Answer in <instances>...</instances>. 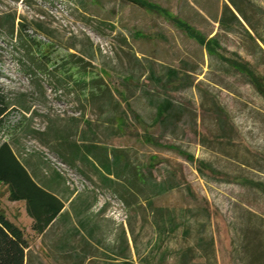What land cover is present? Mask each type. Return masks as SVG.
Masks as SVG:
<instances>
[{
	"label": "rangeland",
	"instance_id": "obj_1",
	"mask_svg": "<svg viewBox=\"0 0 264 264\" xmlns=\"http://www.w3.org/2000/svg\"><path fill=\"white\" fill-rule=\"evenodd\" d=\"M149 1L169 9L207 38L217 36L226 50L221 52L224 57L247 62L264 77V0H239L247 21L241 18L243 27H231V31L222 30L218 23L229 0ZM113 3V16L96 19L79 18L72 4V21L85 31L71 33L68 22L45 0H0V91L13 103L25 102L32 109L26 114L15 106L9 112L0 127V145L24 148L33 142L42 146L28 134L27 126L43 132L49 117L60 116L64 123L71 117L89 121L98 134L97 142L113 141V145L130 149L133 159L140 162L157 156L155 176L177 186L155 200L157 207L169 209L182 224L165 248L175 252L204 239L197 264H264V258L263 262L254 258L264 254V98L245 76L209 57L205 48L168 19L150 13L127 15L125 2ZM139 32L145 40H136ZM24 44L32 46L38 62L47 63L50 70L93 52L94 69L91 67L93 73L87 79H103L114 92L120 112H126V132L112 136L110 125L94 106L85 101L84 108L83 99L89 93L57 90L54 77L35 67L28 71L31 55ZM170 70L179 72V81L168 83ZM164 100L172 101L174 108L162 125L156 122V109ZM146 135L164 147L176 146L184 154L139 140ZM188 155L195 158L194 163ZM199 162L204 163V173L198 171ZM0 206L11 217L19 216L24 208L22 203L9 201L5 186H0ZM129 216L126 229L131 257L139 264L133 241L136 239L145 255L155 232L140 214L134 218L129 212ZM19 220L26 231L28 221ZM113 223L118 226L108 245L119 250L126 246L127 236L121 234L123 225ZM187 228L190 234L185 237ZM27 236L32 264L75 263L58 253L57 233L46 239L52 244L44 242L45 248L36 234ZM88 253L101 257L93 250ZM167 264H176L175 258Z\"/></svg>",
	"mask_w": 264,
	"mask_h": 264
},
{
	"label": "trees",
	"instance_id": "obj_2",
	"mask_svg": "<svg viewBox=\"0 0 264 264\" xmlns=\"http://www.w3.org/2000/svg\"><path fill=\"white\" fill-rule=\"evenodd\" d=\"M121 1L123 3L134 4L137 7L139 6L143 11L142 16L150 13L151 15L156 14L168 19L177 29L184 31L191 40L205 48L209 57H216L222 62H226L231 69L245 76L249 84L264 98V77L256 70H253L247 62L224 57L221 52H225L226 50L219 43L217 36L210 37V39L207 38L187 21L173 15L169 9H165L155 2H150L149 0ZM241 18L247 21L245 13L242 10L241 1L229 0V4L224 6L218 23L222 30L231 31L233 29L231 27H243ZM20 26L25 28L23 24ZM248 34L253 40L254 38H252L250 33ZM139 35L140 32L135 34L136 40H145L144 36ZM19 41L23 42V35L19 36ZM261 41L264 44V40ZM23 47L31 55L30 62L32 66L27 68L28 71H32L33 67H35L39 73H43L48 77H54L58 86H56L57 90H64L68 93H81L82 95L89 93L88 96H84L85 100L83 99V104L85 101L87 104H91L98 114L104 117L105 123L110 125L111 130L109 131H111V135L114 136L126 132L128 129L126 112H120L121 103L117 100L114 92L109 89L103 79H87L88 75L93 73V52H89L83 57L78 58L75 63L69 61L56 67L54 70H50L47 63L38 62L33 53L32 46L24 44ZM258 47L263 52L259 44ZM134 58L140 61L137 56ZM170 74L171 77L168 83L179 81V72L170 70ZM74 75H78L79 77H75ZM50 86L53 87V84H50ZM56 88L54 89L56 90ZM78 100L82 102L80 96ZM15 106H20L26 114L32 112L30 107L25 106V102L13 103L8 96L0 91V127L4 124V118ZM85 106L87 105L84 104V108ZM173 108L174 104L172 101L164 100L160 102L156 109L157 124L161 123L165 125L171 117ZM31 116L35 117V114L32 113ZM33 117L30 120H33ZM47 119L48 124L43 132L32 130L31 124H28V134L34 135L42 146L48 148L61 161L74 168V165L68 161V158L62 152L68 150V144L78 143L76 139L80 134L79 126L81 123L88 128V130L80 134L81 142H97L98 134L94 125L89 121L76 117H71L70 122L67 123H64V120L60 116H57V118L49 117ZM139 140H143L145 143L156 148L164 147L156 138L147 135L146 138ZM164 148L175 150L181 156L184 154L176 146L171 145V147ZM110 154L113 156V162L109 160L108 165L104 166L110 174H113L123 183L119 185V190L109 193L120 198L126 204L128 211L133 213L134 218H137L138 214H140L144 218L142 219L143 223L146 221L151 223L155 232V239L148 242L149 246L145 255L140 253L136 239L133 241L137 258H139V264H167L173 257L176 260V264H197L198 259L202 258L201 253L203 254L204 250V239H199L196 246L181 248L175 252H172L169 247L165 248L166 242L182 227V224L178 223L175 216H171L172 212L169 209L156 206V199L167 195L177 187L173 182L167 179L160 180L155 176L154 171L157 168L159 158L157 156H150L147 158V162H140L137 159H133L130 150L118 148H114L111 152L108 151V155ZM187 157L190 162H195L193 156L188 155ZM198 165V171L204 173L202 168L204 163L199 162ZM0 186L7 187L10 202H23L26 205L29 218L34 220L31 230L37 236L46 232L64 208V204L60 199L40 186L33 176L27 172L9 143H2L0 145ZM145 202L146 204H144ZM189 234L190 231L187 228L184 235L188 237ZM124 235L126 234L124 233ZM123 237L121 238L123 239ZM125 245L124 248H120L119 250L113 249L112 255H109L106 258L108 260L104 262L96 261L86 253L78 255L74 264H137L131 257V247L127 239ZM31 249L25 230L9 220L5 211L0 206V264H32L30 261ZM254 258L256 261L263 262L264 254L255 255Z\"/></svg>",
	"mask_w": 264,
	"mask_h": 264
},
{
	"label": "crops",
	"instance_id": "obj_3",
	"mask_svg": "<svg viewBox=\"0 0 264 264\" xmlns=\"http://www.w3.org/2000/svg\"><path fill=\"white\" fill-rule=\"evenodd\" d=\"M64 1H68L75 5L76 12L81 19H96L104 15L113 16L115 10L113 0ZM124 5L128 12L127 15L132 12L138 17L141 16L143 11L139 6L137 7L128 2H125ZM84 126L86 125L83 123L80 124V134L88 130L87 127L84 129ZM80 134L76 139L78 143L68 144V150L62 153L68 158V161L74 165V169L80 175L84 176L85 179H88L96 188L108 192H116L119 190V185L123 182L117 179L113 174H110L105 167L108 165L109 160L113 162V156L111 154L108 155V151L111 152L114 148L128 151L130 149L113 145V141L83 143L81 142ZM12 149L20 163H22L27 172L33 176L34 180L44 189L60 199L64 204V208L57 216L56 221L49 226L44 234L38 236L43 242V247L46 246V244H52L50 242L48 243L46 239L51 234L57 233V251L64 259L75 261L78 255L87 253L89 256L88 252L93 250L99 253L101 257L90 255L92 259L99 262L108 260L106 258L112 255L109 253V250L112 252L114 248L112 245H108V243L115 234L114 229L115 227L117 228L118 225H115L112 219L106 217L104 211L97 212L95 210L97 206L96 194L93 191L83 193L72 192L66 186L64 179L57 175L46 162H43L40 156H25V148L23 147H12ZM20 203L24 205L20 215H13L12 217L7 215V217L20 227H22L19 220L20 217L25 218L29 224L25 232L32 234L34 232L31 230V227L34 220L29 218L26 205L23 202L12 204L17 205ZM125 229V226L124 228L123 226L121 227V234L124 235ZM128 234L129 230L126 229L127 240ZM44 242L46 243L45 245Z\"/></svg>",
	"mask_w": 264,
	"mask_h": 264
},
{
	"label": "built area",
	"instance_id": "obj_4",
	"mask_svg": "<svg viewBox=\"0 0 264 264\" xmlns=\"http://www.w3.org/2000/svg\"><path fill=\"white\" fill-rule=\"evenodd\" d=\"M45 3L51 9L54 8V10L68 22L67 28H69L71 33L85 31L83 26L81 27L72 21V3L64 0H45ZM24 148L25 156H40L42 161L46 162L57 175L59 174L62 176L66 186L72 192L83 193L93 191L97 196V206L95 210L97 212L104 211L106 217L120 225L127 226L130 219L129 211L126 204L120 198L103 189L96 188L88 179H85L74 168H71L61 161L60 158L53 154L48 148L39 146L33 142H29L28 146Z\"/></svg>",
	"mask_w": 264,
	"mask_h": 264
}]
</instances>
